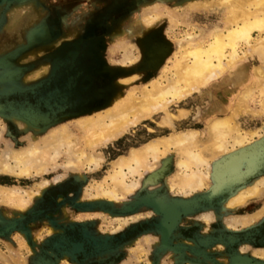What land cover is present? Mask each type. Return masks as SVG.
Here are the masks:
<instances>
[{
	"label": "rangeland",
	"instance_id": "rangeland-1",
	"mask_svg": "<svg viewBox=\"0 0 264 264\" xmlns=\"http://www.w3.org/2000/svg\"><path fill=\"white\" fill-rule=\"evenodd\" d=\"M106 1L102 19L93 15L105 33L58 50L39 49L46 37L38 33L43 17L36 5L13 12L0 7V163L11 149L46 147L51 135L63 129L74 138L75 152L101 159L97 169L73 163L63 147L61 156L53 159L49 153L42 160L44 172L29 177L0 172V264H237L236 257L249 259L245 264H264L254 255L264 250V78L255 74L263 65L254 50L264 44H256L264 35L255 31L250 44L237 47L233 66L166 111L130 124L115 140L87 148L86 119L104 114L118 96L124 105L152 81H165L182 47L209 44L215 33L226 31L233 9L223 0ZM148 21H153L149 29ZM21 25L34 30L18 48L21 39L11 31ZM22 57L25 62L17 64ZM236 68L247 72L245 85L234 86ZM37 73L36 79L44 78L21 84L23 76ZM230 112L247 144L230 146L217 158L207 153L211 171L204 188L189 195L171 189L182 158L180 149L171 148L157 162L151 160L152 169L133 175L126 170L125 183H137L133 192L117 199L98 195L97 188L113 187V164L132 149L174 132L203 135L210 120ZM167 113L176 116L172 124L163 123ZM247 189L251 194L244 201L228 205ZM158 203L180 213L166 241L161 231L165 213Z\"/></svg>",
	"mask_w": 264,
	"mask_h": 264
},
{
	"label": "bare ground",
	"instance_id": "bare-ground-1",
	"mask_svg": "<svg viewBox=\"0 0 264 264\" xmlns=\"http://www.w3.org/2000/svg\"><path fill=\"white\" fill-rule=\"evenodd\" d=\"M223 1L229 4V6L231 3L233 4V9L228 18L229 26L226 28V31L215 33L212 36L211 42L207 45L199 43V41L197 42L199 44H190L182 47L180 60L174 66V72L171 73L169 78H165V81L163 79L152 81L148 87L141 91L139 90V97H131L134 96L132 93L130 100L124 105H121L122 100L120 96L116 100L113 98L114 102L110 107L107 106L108 108L104 114H99L97 118L86 119L84 127L88 133L84 138V142L87 148H93L99 142L115 140L124 134L125 129L130 124L139 123L142 120L150 118L156 111H166L171 104L181 101L190 90L201 87L209 79L219 76L226 68L233 66L238 58L237 47L241 43L250 44L255 31H258L260 36L264 35V0ZM152 23L153 21H148V29L151 28ZM261 42L264 43V38H261L256 44ZM254 50H256L255 52L263 65L256 68L255 74L257 78H264V44L259 49L255 47ZM228 51L230 52L229 54ZM247 79L248 74L245 69L238 68L235 72V85H233L235 87L240 86ZM125 81L127 80L125 79ZM246 91L248 94V90ZM234 117L235 114H232L229 117L210 120L207 130L203 135L198 131L174 132L170 137L153 140L145 144L141 149H132L128 157H122L118 162L116 161L113 164L116 167L115 173L112 176L113 187L97 188L98 195L103 198L117 199L122 192H133L137 187V183H132L131 185L125 183L126 170L129 171L130 175H133L141 169H152L153 163L151 160L157 162L160 155L165 151L171 150V148H178L182 151V158L180 161L178 160L177 164L179 168V172L177 171L178 176L176 175L177 179H175L176 181L171 186V189L179 188L184 195H189L191 192L204 188L207 185L206 178H208L209 171H211L209 170L210 164L207 153L210 152L212 158H217L230 152V146L233 150L236 147H243L247 140V137H243L240 134L241 132L236 126ZM175 119L176 116L167 113L163 123L172 124ZM94 129L97 132H93ZM249 135L252 136L254 134ZM51 136V142L48 141L49 145L44 148L38 147L37 144L18 151L11 149L3 159L1 158L0 172L17 177H29L34 172L35 174L44 172L46 164H43L42 160L49 153L52 154L53 159L58 157L63 147H67L70 150L72 162L85 164L94 169L100 167L101 159L98 155L97 157L93 153L87 154L84 151L79 153L74 151L77 144L69 131L63 129V131L54 132ZM202 136L205 137L204 142L201 140ZM204 168H207V173L202 171ZM190 171L192 172L190 173ZM262 181L259 180L252 187H256ZM250 189L244 190L239 195L234 196L228 205L232 206L244 201L248 197V194H251V192H248ZM163 211L166 219L170 220L172 217L171 213L166 210ZM250 220L252 221V219ZM237 221L234 222L235 226L239 224ZM254 255L264 258V250L256 251Z\"/></svg>",
	"mask_w": 264,
	"mask_h": 264
},
{
	"label": "crops",
	"instance_id": "crops-1",
	"mask_svg": "<svg viewBox=\"0 0 264 264\" xmlns=\"http://www.w3.org/2000/svg\"><path fill=\"white\" fill-rule=\"evenodd\" d=\"M11 0H5V5L0 3L10 11H16L18 8H26L36 5L40 8L42 21L38 24L42 33L46 37V41L40 42L39 49L42 50H58L64 47L77 46L78 44L91 39L93 36H102L105 33L101 24L95 22L96 17L102 19L104 10L108 7L106 0H17L13 6L8 5ZM20 4V5H19ZM21 6V7H19ZM15 8V9H13ZM9 10V9H7ZM31 28V27H30ZM32 29L26 28L24 25L17 26L11 31V34L19 35L21 39L20 47L24 46L23 37L29 34ZM24 57L17 64H23ZM37 74L23 76L20 79L22 85H28L30 82L40 80L44 77L36 79ZM29 81V83H26Z\"/></svg>",
	"mask_w": 264,
	"mask_h": 264
},
{
	"label": "water",
	"instance_id": "water-1",
	"mask_svg": "<svg viewBox=\"0 0 264 264\" xmlns=\"http://www.w3.org/2000/svg\"><path fill=\"white\" fill-rule=\"evenodd\" d=\"M157 207H158V210L160 211V213H162V215H163V210L168 211L172 215L170 220H167L164 217L161 221L162 236H163V239L166 241L170 237L172 231L175 229L177 222H178V219L180 217V213L176 209H174L173 206H170L167 204L158 203ZM249 262H250V260L247 258H244V257H236L235 258V263H237V264H241V263L245 264V263H249Z\"/></svg>",
	"mask_w": 264,
	"mask_h": 264
}]
</instances>
